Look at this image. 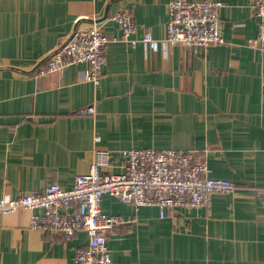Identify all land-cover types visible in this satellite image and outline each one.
Masks as SVG:
<instances>
[{"label": "crops", "instance_id": "1", "mask_svg": "<svg viewBox=\"0 0 264 264\" xmlns=\"http://www.w3.org/2000/svg\"><path fill=\"white\" fill-rule=\"evenodd\" d=\"M170 1L0 0V199L70 189L98 151L110 153L102 171L117 174L128 149L190 150L234 191L163 218L103 195L102 211L122 219L107 240L111 264H264V43L252 0H220L224 43L209 48L165 41ZM121 11L132 39L149 31L155 49L120 40L110 18ZM94 23L110 40L97 84L84 63L38 72ZM30 214L0 216V264H74L87 236L43 235Z\"/></svg>", "mask_w": 264, "mask_h": 264}, {"label": "built area", "instance_id": "2", "mask_svg": "<svg viewBox=\"0 0 264 264\" xmlns=\"http://www.w3.org/2000/svg\"><path fill=\"white\" fill-rule=\"evenodd\" d=\"M222 6L220 0H171L165 41L170 45L202 48L223 44L219 17ZM251 9L257 20L255 41L262 44L264 0H252ZM110 20L118 26L120 40L130 47L135 48L140 42L148 50L155 49L156 40L149 31L139 41L132 39L136 27L127 11L114 14ZM109 41L98 23L75 29L45 58L38 72L51 73L84 63L87 65L84 78L97 84L106 64L105 48ZM94 112L93 105L81 109L83 115ZM122 156L124 166L120 173L103 172L110 153L98 151L88 172L75 176L70 189L51 184L41 192L0 199V216L23 209L31 213L30 227L43 235L71 239L84 233L87 245L75 251L74 264H111L107 240L122 219L102 211L103 195L134 207H156L163 218L166 210L204 208L213 194H230L235 188L228 179L209 177L204 157L194 151L132 148L123 151Z\"/></svg>", "mask_w": 264, "mask_h": 264}, {"label": "bare ground", "instance_id": "3", "mask_svg": "<svg viewBox=\"0 0 264 264\" xmlns=\"http://www.w3.org/2000/svg\"><path fill=\"white\" fill-rule=\"evenodd\" d=\"M72 66V65H71ZM91 83V82H90ZM90 106V105H89ZM82 115V114H81ZM84 247V246H83Z\"/></svg>", "mask_w": 264, "mask_h": 264}]
</instances>
